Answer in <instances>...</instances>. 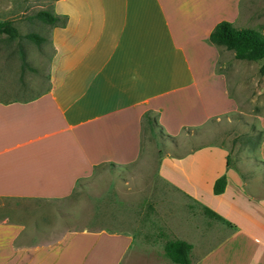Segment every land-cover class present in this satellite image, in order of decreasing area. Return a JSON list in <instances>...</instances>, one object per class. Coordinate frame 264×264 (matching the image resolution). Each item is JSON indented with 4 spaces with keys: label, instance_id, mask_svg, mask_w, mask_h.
Returning a JSON list of instances; mask_svg holds the SVG:
<instances>
[{
    "label": "crops",
    "instance_id": "1",
    "mask_svg": "<svg viewBox=\"0 0 264 264\" xmlns=\"http://www.w3.org/2000/svg\"><path fill=\"white\" fill-rule=\"evenodd\" d=\"M242 3L56 0L53 11L64 23L50 28L49 86L30 98L0 100V198L63 201L101 167L137 163L153 125L175 138L239 110L215 66L225 47L210 34L222 20L236 25ZM210 51L215 64L209 70L200 59ZM216 89L223 95L218 100ZM216 101L228 107L217 109ZM227 161L222 149L201 145L166 152L157 174L187 202L203 209L212 195L220 202L212 209L224 219H246L240 230L248 237L233 244L235 256L226 264H264V196L244 190ZM223 173L225 190L215 194L214 181ZM190 226L201 240L209 236L207 221ZM33 232L26 222L1 219L0 264H177L163 247L136 241L130 231L66 229L52 238ZM224 232L223 226L217 234ZM187 241L192 264H214L208 261L213 252L195 258L196 243Z\"/></svg>",
    "mask_w": 264,
    "mask_h": 264
},
{
    "label": "rangeland",
    "instance_id": "2",
    "mask_svg": "<svg viewBox=\"0 0 264 264\" xmlns=\"http://www.w3.org/2000/svg\"><path fill=\"white\" fill-rule=\"evenodd\" d=\"M55 1L0 0V19L13 20L22 35L14 39L0 35L1 101L30 98L49 86L51 25L34 14L41 9L53 10ZM236 25L264 29V0H243ZM30 32L45 39L37 43L26 37ZM192 60L197 69V59ZM200 61L204 69L215 64L211 51ZM263 61L238 59L232 50L223 48L215 66L226 75L230 96L237 99L239 110L211 117L201 129L175 138L153 125L152 131L145 133L146 151L137 163L101 167L78 186L73 197L63 201L0 198V220L26 222L36 238L56 237L66 229L106 228L133 232L136 241L155 243L162 249L167 238L182 237L196 243L195 258L213 252L210 263L231 262L236 252L233 244L248 237L240 230V224L246 228V219L238 217L233 226H221L206 216L200 205L187 202L160 180L157 167L166 152L181 154L201 145L220 148L230 160L228 167L237 170L244 190L255 198L264 196V120L260 119L264 117ZM213 94L217 100L222 95L217 89ZM216 102L217 109L228 107L226 101ZM205 199L211 208L220 204L212 195ZM202 221H207L209 232L203 240L190 226ZM223 226L225 232L217 234ZM184 229L185 235L181 232Z\"/></svg>",
    "mask_w": 264,
    "mask_h": 264
},
{
    "label": "trees",
    "instance_id": "3",
    "mask_svg": "<svg viewBox=\"0 0 264 264\" xmlns=\"http://www.w3.org/2000/svg\"><path fill=\"white\" fill-rule=\"evenodd\" d=\"M35 17L45 23L55 26L62 25L64 18L56 14L53 10L41 9L35 14ZM0 35H4L9 39H14L22 36L19 29L11 19H0ZM29 39L40 43L45 37L36 33L30 32L26 34ZM210 41L222 45L228 50L234 52V56L238 59L259 60L264 59V29L250 26H237L228 20H222L216 24L210 34ZM260 72L264 74V61L260 66ZM148 123L152 124L151 118L148 117ZM227 165H230V160L227 158ZM109 165H115L110 163ZM227 176L225 173L220 175L213 184V192L220 194L225 190ZM203 211L210 217L221 219L231 224L224 219L219 213L210 208L203 206ZM166 256L177 264H192V249L193 244L182 238H167L163 244Z\"/></svg>",
    "mask_w": 264,
    "mask_h": 264
}]
</instances>
